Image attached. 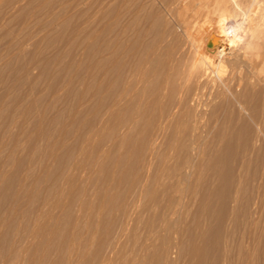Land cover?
Segmentation results:
<instances>
[{
	"label": "rangeland",
	"instance_id": "rangeland-1",
	"mask_svg": "<svg viewBox=\"0 0 264 264\" xmlns=\"http://www.w3.org/2000/svg\"><path fill=\"white\" fill-rule=\"evenodd\" d=\"M172 1L0 0V264H264V72L255 119L209 107L217 119L190 170L179 131L148 152L182 80L161 89L155 75L142 100L111 110L140 84L143 45L172 38Z\"/></svg>",
	"mask_w": 264,
	"mask_h": 264
},
{
	"label": "bare ground",
	"instance_id": "bare-ground-1",
	"mask_svg": "<svg viewBox=\"0 0 264 264\" xmlns=\"http://www.w3.org/2000/svg\"><path fill=\"white\" fill-rule=\"evenodd\" d=\"M170 4L164 8L171 17L168 21H172L173 24L170 26L173 27L172 38L168 39L167 33L164 32L160 34L161 44L158 47L148 44L141 47L143 52L139 57L140 60L135 64V70L133 69L140 75L138 80L140 84L133 88L132 97H126L128 92L125 93V91L122 94L118 93L112 102L111 110L116 112L120 108L122 99L127 106L128 104L135 105L138 99L142 100L141 98L145 97L143 95L147 88L146 85L154 79L155 75L160 76L161 89L163 86L165 88L169 81L182 80L184 83L180 89L183 88L184 93L179 94L175 106L170 108L171 110L168 109L163 119H160L161 122L156 124L157 129L153 135L151 134L148 152L153 153L160 146V139L165 133L170 136L172 134L173 137L175 132L179 131L186 137V140L179 144L180 149L186 152L181 166L189 168L193 165L191 153H198L203 149V138L212 132L210 124L212 120L217 119L215 113L209 111L211 105L223 107V109L233 106L234 109L231 107L230 110H232L233 119L235 118L238 122H246L245 120L251 116L255 119V71L264 72V0H173ZM228 20L230 23H227ZM225 23L227 24L224 25ZM165 27H167L166 24ZM178 35L181 36V40L178 39ZM118 40L119 46L122 41ZM222 66H226L225 69H227L225 75L221 73L224 76L218 74ZM223 118H230L225 111ZM241 130L243 128L233 129L230 136L216 149V165L223 166L228 161L227 156H231L235 148L232 136ZM169 148L170 150L176 148L171 141L168 143ZM188 179V175H181L180 182L171 184L172 188L177 191L175 205L179 207H181L185 190H187ZM173 223L175 221L170 224Z\"/></svg>",
	"mask_w": 264,
	"mask_h": 264
}]
</instances>
